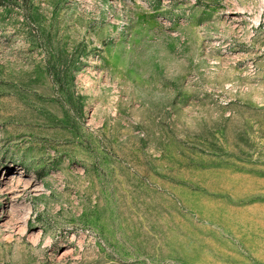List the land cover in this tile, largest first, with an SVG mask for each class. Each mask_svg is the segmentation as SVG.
<instances>
[{
	"label": "rangeland",
	"instance_id": "1",
	"mask_svg": "<svg viewBox=\"0 0 264 264\" xmlns=\"http://www.w3.org/2000/svg\"><path fill=\"white\" fill-rule=\"evenodd\" d=\"M0 264H264V0H0Z\"/></svg>",
	"mask_w": 264,
	"mask_h": 264
},
{
	"label": "bare ground",
	"instance_id": "2",
	"mask_svg": "<svg viewBox=\"0 0 264 264\" xmlns=\"http://www.w3.org/2000/svg\"><path fill=\"white\" fill-rule=\"evenodd\" d=\"M39 243V242H38Z\"/></svg>",
	"mask_w": 264,
	"mask_h": 264
}]
</instances>
